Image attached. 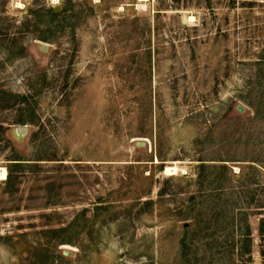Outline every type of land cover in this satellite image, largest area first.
Listing matches in <instances>:
<instances>
[{
    "label": "rangeland",
    "instance_id": "rangeland-1",
    "mask_svg": "<svg viewBox=\"0 0 264 264\" xmlns=\"http://www.w3.org/2000/svg\"><path fill=\"white\" fill-rule=\"evenodd\" d=\"M2 168L0 264H264V0H0Z\"/></svg>",
    "mask_w": 264,
    "mask_h": 264
},
{
    "label": "water",
    "instance_id": "water-1",
    "mask_svg": "<svg viewBox=\"0 0 264 264\" xmlns=\"http://www.w3.org/2000/svg\"><path fill=\"white\" fill-rule=\"evenodd\" d=\"M39 50H40L41 53L47 52L48 51V46L47 45H41L39 47ZM240 111H242V110H240ZM26 131H27V129L25 127L17 128L16 131L14 132V136L20 137L21 135H24L26 133ZM137 144L139 146L145 145V143L143 141H139ZM64 254L68 255L69 252L68 251H64ZM255 264H261V263L256 262Z\"/></svg>",
    "mask_w": 264,
    "mask_h": 264
},
{
    "label": "trees",
    "instance_id": "trees-1",
    "mask_svg": "<svg viewBox=\"0 0 264 264\" xmlns=\"http://www.w3.org/2000/svg\"><path fill=\"white\" fill-rule=\"evenodd\" d=\"M33 13H34V11L32 12V9H28L26 15L31 18V15H35ZM11 167L13 169L9 168L8 176H7V179H6V182H5L6 184L8 183L9 185L13 183L14 178H15L13 176V171L18 170L19 168H21V165H20V163L17 162V163H13V165Z\"/></svg>",
    "mask_w": 264,
    "mask_h": 264
},
{
    "label": "bare ground",
    "instance_id": "bare-ground-1",
    "mask_svg": "<svg viewBox=\"0 0 264 264\" xmlns=\"http://www.w3.org/2000/svg\"><path fill=\"white\" fill-rule=\"evenodd\" d=\"M175 170H176V168H174V167H167V172L168 173H174L175 172ZM5 177V169L4 168H2V169H0V178L1 179H3Z\"/></svg>",
    "mask_w": 264,
    "mask_h": 264
}]
</instances>
